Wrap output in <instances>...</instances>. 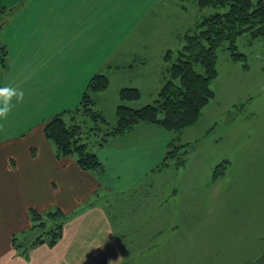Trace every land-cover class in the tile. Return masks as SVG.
<instances>
[{"label":"crops","instance_id":"1","mask_svg":"<svg viewBox=\"0 0 264 264\" xmlns=\"http://www.w3.org/2000/svg\"><path fill=\"white\" fill-rule=\"evenodd\" d=\"M128 2L35 0L33 12L25 14L22 24L37 25L41 31L26 27L23 36L18 32V39L12 33L16 52L6 49L5 62L0 64V87L22 89L24 101L0 127V264H156L160 259L179 264L178 257L172 255L176 260H171V253L177 250L175 240L169 242L175 237L172 228L184 218L183 197L191 196V187H205V182L203 187L180 176L185 163L177 166L168 160L167 165H160L172 145L189 143L180 137L184 128L169 132L156 124L139 122L128 131L110 135L92 148L103 164L101 172L81 169L74 156L57 157L54 144L42 131L47 118L78 104L89 78L96 73L105 74L108 85L91 94L93 104L110 87L118 94L121 87L133 86L140 91V98L128 104L139 107L146 104L141 102L143 90L155 92L162 84V55V69L153 71L149 64L154 54L159 57L158 49L152 47L155 38H104L90 31L89 24H117L131 17L121 15L126 11L112 16L107 13L113 7L126 9ZM5 4L0 0V5ZM133 15L134 24H155L162 19L159 14L145 18ZM95 45L103 47L99 58L93 53ZM126 46L139 52L133 58L136 62L127 60ZM133 67L136 70L131 71L135 72L126 75ZM149 72L152 79L146 83L144 78ZM115 99L119 102L114 98L110 108L116 104ZM213 141L218 143V137ZM221 163L222 172L216 178L213 168L206 169L207 178L214 184L233 177L227 176L230 160L223 158ZM187 188L179 200V191ZM124 192L130 200L122 205L116 195ZM201 204L205 211V203ZM253 206L256 213L244 216L242 221H253L256 227L242 228L249 249L258 248L263 253L264 210ZM30 208L42 214L61 210L66 218L54 244H35L23 255L13 246L12 237L31 241L27 235L32 225ZM188 235L191 240L195 234ZM144 248L151 251L139 256L137 253ZM252 261L247 259L241 264Z\"/></svg>","mask_w":264,"mask_h":264},{"label":"rangeland","instance_id":"2","mask_svg":"<svg viewBox=\"0 0 264 264\" xmlns=\"http://www.w3.org/2000/svg\"><path fill=\"white\" fill-rule=\"evenodd\" d=\"M3 1L6 4L0 6L11 9L6 12L0 9V53L3 52L1 48L3 44L7 50L14 54L16 49L10 39L13 32L16 33L15 38L18 39L21 38L18 32L23 36V30L26 27L41 31L37 25L22 24L25 14L33 12L35 0H15V3H13L14 0ZM113 8L107 11L109 16L126 11L121 15L131 17L123 18L117 24H89L90 31H94L96 37L105 36L104 38L116 36H125L128 39L134 36L155 38L156 44L154 43L152 47L158 49L159 57L158 54H154L149 61L155 71L159 67L163 68L164 63L161 60V55L163 57L167 50L176 52L181 48L184 33L193 31L196 21L215 11L222 12L227 7H200L197 0H129L126 9ZM133 13L143 18L149 14L152 17H157L159 14L162 19L155 24H134ZM144 20L142 19L141 22L143 23ZM235 45L236 49L244 54L245 60L233 59L230 50L223 46L217 50V74L210 81V88L214 95L204 105L197 120L192 125L185 127L183 135L180 136L189 141V143L180 141L183 144H189L188 147H184L187 149L184 156V166L186 167L182 169L180 176L197 182L201 186L205 182V187L200 189L191 187L190 197L183 195L184 191L189 188L180 190L177 196L179 200L184 196L185 209L181 215L184 218L172 228L175 237H171L169 242L175 240L177 250L171 253V260H176V258H172V255L178 257V260L181 261L179 264H241L247 259L253 260L249 264H255L254 260L262 253L257 251L258 248L249 249V241L244 234L245 229L242 228L245 225L256 227L255 222L242 221V219L248 214L256 213L253 203L257 205L255 209L262 208L264 210V34L252 37L249 33L244 32L237 36ZM94 48L96 49L93 53L95 57L99 58L103 53V47L95 45ZM126 54L127 60H130L139 52L133 47L126 46ZM131 61L136 62V59ZM135 68L126 71V75L128 72L132 75L135 71L131 70H136ZM150 72L144 78L146 83L152 79ZM118 78L120 81L123 79L121 75ZM161 85L155 92L144 89L141 102L152 103ZM112 89L113 87H110L105 93H99L101 96L97 100L95 98L97 94L94 95L96 103L93 104V108L103 114L106 124L99 122V129L91 130L90 133H86L87 127L84 129L82 141L86 142L90 151L97 144H103L110 135H113L110 134L106 137L108 128L116 124L115 109L119 103L118 99H115L116 104L110 108L112 100L119 98ZM69 119L70 115L64 114V120L67 123L71 122ZM77 120L80 124L84 120L87 126L92 124L91 119L84 115H78ZM104 137H106L105 141L99 143ZM215 137H218V143L213 141ZM181 151H183V147L177 152V155L171 157L173 163L182 157ZM223 158L230 160V169L228 170L230 173L228 172L227 176L229 174L234 178L219 181L215 185L214 180L207 178L206 169L221 163ZM236 173L241 174L235 177ZM254 192L261 193L251 196ZM116 196L117 201L122 205L127 204L130 200L126 192ZM130 197H134L133 193ZM199 203H205V211L202 210V204L199 209ZM216 215L217 219H215ZM55 220L46 216L43 219L46 227L54 225L60 219L58 218L57 222ZM41 231L40 227H35L30 229L27 235L32 240ZM188 234L195 235L190 240ZM161 239L159 237L160 241ZM186 242H189L190 245L188 246ZM150 251L144 248L137 254L146 255ZM183 259H189L190 262H184ZM156 264L167 263L160 259ZM259 264H264V260Z\"/></svg>","mask_w":264,"mask_h":264},{"label":"trees","instance_id":"3","mask_svg":"<svg viewBox=\"0 0 264 264\" xmlns=\"http://www.w3.org/2000/svg\"><path fill=\"white\" fill-rule=\"evenodd\" d=\"M200 7L221 6L226 10L215 11L195 22L193 31L185 32L183 45L176 52L167 50L163 55L165 63V79L158 90L152 103H146L139 107H133L128 101L140 98V91L133 86L121 87L118 91L119 103L115 109L116 124L108 128L106 137L110 134H118L131 129L139 122L156 124L163 129L173 132L192 125L200 115L204 105L214 95L210 88V81L216 77L217 50L225 47L230 50L235 60H245L244 54L236 49L235 40L238 35L246 32L252 37L264 34V0H197ZM3 12L6 7H0ZM0 64H4L6 47L1 45ZM108 84V78L103 73L91 76L81 94L78 104L71 109L55 113L47 118L42 127L44 136L55 147L56 156L64 158L74 156L77 165L84 170L101 172L103 164L97 155L88 150L85 141H82L84 129L86 133L99 129V122L106 124V119L100 111L93 108L91 94L104 89ZM70 115V123L64 120V114ZM78 115H84L91 119L90 126L85 125L84 120L80 124ZM104 137L99 143L105 141ZM189 144H174L167 150L160 165H167L171 157L180 154L182 157L175 165H183L184 156ZM223 163L213 167V178L221 175ZM32 225L41 228L30 242L12 237L15 248H20L23 255L28 249L39 243L54 244L61 236L63 222L66 215L61 210L48 211L42 214L34 208L29 209ZM44 216L55 220L54 225L45 226ZM264 260V251L255 264Z\"/></svg>","mask_w":264,"mask_h":264},{"label":"clouds","instance_id":"4","mask_svg":"<svg viewBox=\"0 0 264 264\" xmlns=\"http://www.w3.org/2000/svg\"><path fill=\"white\" fill-rule=\"evenodd\" d=\"M15 101V103H14ZM24 92L18 87H0V127L8 120L16 105L23 103Z\"/></svg>","mask_w":264,"mask_h":264}]
</instances>
